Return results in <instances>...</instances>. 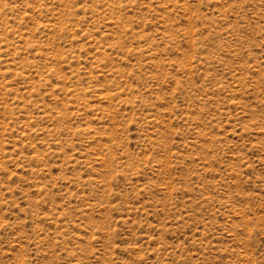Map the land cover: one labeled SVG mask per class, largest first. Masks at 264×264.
<instances>
[{
	"label": "rangeland",
	"instance_id": "rangeland-1",
	"mask_svg": "<svg viewBox=\"0 0 264 264\" xmlns=\"http://www.w3.org/2000/svg\"><path fill=\"white\" fill-rule=\"evenodd\" d=\"M0 264H264V0H0Z\"/></svg>",
	"mask_w": 264,
	"mask_h": 264
}]
</instances>
